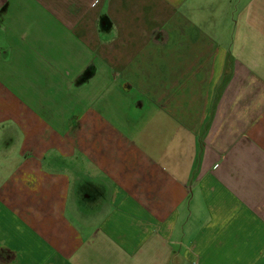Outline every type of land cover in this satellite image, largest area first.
Returning <instances> with one entry per match:
<instances>
[{"label":"crops","instance_id":"obj_1","mask_svg":"<svg viewBox=\"0 0 264 264\" xmlns=\"http://www.w3.org/2000/svg\"><path fill=\"white\" fill-rule=\"evenodd\" d=\"M0 264H264V0H0Z\"/></svg>","mask_w":264,"mask_h":264}]
</instances>
